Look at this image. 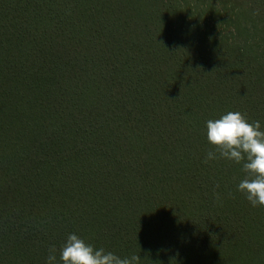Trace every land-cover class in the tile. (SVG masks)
I'll list each match as a JSON object with an SVG mask.
<instances>
[{
    "label": "trees",
    "instance_id": "trees-1",
    "mask_svg": "<svg viewBox=\"0 0 264 264\" xmlns=\"http://www.w3.org/2000/svg\"><path fill=\"white\" fill-rule=\"evenodd\" d=\"M264 129V0H0V264L76 233L139 264H264L241 165L205 121Z\"/></svg>",
    "mask_w": 264,
    "mask_h": 264
},
{
    "label": "clouds",
    "instance_id": "clouds-1",
    "mask_svg": "<svg viewBox=\"0 0 264 264\" xmlns=\"http://www.w3.org/2000/svg\"><path fill=\"white\" fill-rule=\"evenodd\" d=\"M207 142L214 150L206 153L204 163L225 159L241 165L243 178L236 184L252 207H264V129L260 121L250 122L239 111H227L218 119L205 121ZM139 255L120 256L96 247L76 233L67 234L59 248L49 249L45 264H139Z\"/></svg>",
    "mask_w": 264,
    "mask_h": 264
}]
</instances>
